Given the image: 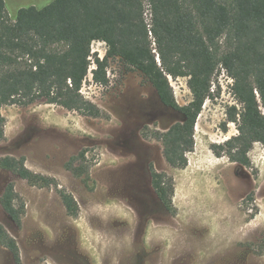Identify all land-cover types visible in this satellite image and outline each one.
Segmentation results:
<instances>
[{
	"label": "rangeland",
	"instance_id": "374dc122",
	"mask_svg": "<svg viewBox=\"0 0 264 264\" xmlns=\"http://www.w3.org/2000/svg\"><path fill=\"white\" fill-rule=\"evenodd\" d=\"M53 1L5 0L10 15ZM106 51L104 44L92 46V70ZM107 70L108 85L96 84L91 73L82 88L102 118L45 100L1 111L0 158H24L27 168L56 182L50 188L32 186L0 171V199L12 183L23 209L18 226L0 204V224L17 240L22 264H264V146L254 144L249 168L213 152L214 145L238 135L236 123L228 121L229 108L241 106L225 70L219 67L213 78L214 92L195 127L194 150L180 170L168 166L154 133L181 121V114L166 108L145 76L128 70L121 58L110 59ZM170 81L178 103L189 104L188 80ZM81 152L87 181L66 169ZM152 166L174 179L173 215L162 209L152 187ZM61 190L77 201V217L68 214ZM0 264H13L1 245Z\"/></svg>",
	"mask_w": 264,
	"mask_h": 264
},
{
	"label": "trees",
	"instance_id": "16d2710c",
	"mask_svg": "<svg viewBox=\"0 0 264 264\" xmlns=\"http://www.w3.org/2000/svg\"><path fill=\"white\" fill-rule=\"evenodd\" d=\"M150 14V20L147 14ZM104 42L107 53L96 58L93 81L109 83V60L117 57L130 71L141 72L156 90L161 103L179 112L181 121L154 138L172 169H185L195 147V127L212 95L213 78L222 67L234 80L232 91L241 106L229 108V122L238 135L214 145L217 157L249 168L254 144L264 146V0H54L7 12L0 0V141L5 137L6 106H29L45 100L91 118L103 111L82 94L93 60L92 43ZM186 78L191 102L181 106L170 79ZM85 152L74 155L66 169L89 180ZM0 171L26 180L32 186L52 187L56 182L36 174L24 158H0ZM151 184L162 209L176 213L174 179L151 167ZM68 214L77 217V201L59 191ZM12 183L6 185L0 204L18 226L23 209L16 205ZM0 245L13 264H22L17 240L0 224Z\"/></svg>",
	"mask_w": 264,
	"mask_h": 264
},
{
	"label": "built area",
	"instance_id": "2783aa9c",
	"mask_svg": "<svg viewBox=\"0 0 264 264\" xmlns=\"http://www.w3.org/2000/svg\"><path fill=\"white\" fill-rule=\"evenodd\" d=\"M96 43H99V44H104L105 46H106V48H107V45H106V43H104V42H93L92 43V46L94 45V44H96ZM92 46H91V48H92ZM106 53H107V51H106ZM99 58L101 59V60H103L105 57H102V56H99ZM117 58H119V57H117ZM92 59V58H91ZM95 65V64H94ZM95 69V68H94ZM93 69V70H94ZM226 72V71H225ZM91 73H92V67L90 68V71H89V74L91 75ZM93 75V74H92ZM224 76H221V77H219V82L221 83V86L223 87V89H225V86H224V83H223V81H224ZM227 78V77H226ZM233 83H234V80L231 78V77H229V79H228V82H227V84L229 85V86H231V88L233 87ZM228 86V87H229ZM214 84H212V89H211V92H214ZM231 90V89H230ZM231 94H233V91H231Z\"/></svg>",
	"mask_w": 264,
	"mask_h": 264
},
{
	"label": "clouds",
	"instance_id": "9594fccd",
	"mask_svg": "<svg viewBox=\"0 0 264 264\" xmlns=\"http://www.w3.org/2000/svg\"><path fill=\"white\" fill-rule=\"evenodd\" d=\"M151 232H152V224H149L148 234L145 237L146 242H149L151 240Z\"/></svg>",
	"mask_w": 264,
	"mask_h": 264
}]
</instances>
